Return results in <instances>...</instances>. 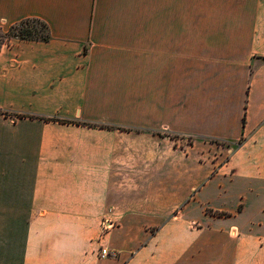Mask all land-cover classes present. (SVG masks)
<instances>
[{"label": "crops", "instance_id": "obj_1", "mask_svg": "<svg viewBox=\"0 0 264 264\" xmlns=\"http://www.w3.org/2000/svg\"><path fill=\"white\" fill-rule=\"evenodd\" d=\"M29 18L48 41L0 44V264H264V0H0V31Z\"/></svg>", "mask_w": 264, "mask_h": 264}, {"label": "trees", "instance_id": "obj_2", "mask_svg": "<svg viewBox=\"0 0 264 264\" xmlns=\"http://www.w3.org/2000/svg\"><path fill=\"white\" fill-rule=\"evenodd\" d=\"M30 22H36V23L41 24L44 27L45 34L38 35L37 34V32H38L37 27L36 26H32L30 24ZM26 24H28V25H26ZM12 27H16V28H20V29L18 31H15L11 36L14 35V36H18V37L23 38V39L43 40V41H48L50 39V37H51L47 23L44 22L41 19H37V18L25 19V20H22L20 23H18L16 25H13ZM2 41L3 40H0V44H1ZM3 113L4 114H8L6 112H3ZM31 117H37V116L32 115ZM42 118H44V117H42ZM46 119H49V120H60V119H55V118H46ZM64 122H69V121L65 120ZM83 124H87V125H90V126H102V127L106 126L104 124H98V123H83Z\"/></svg>", "mask_w": 264, "mask_h": 264}, {"label": "rangeland", "instance_id": "obj_3", "mask_svg": "<svg viewBox=\"0 0 264 264\" xmlns=\"http://www.w3.org/2000/svg\"><path fill=\"white\" fill-rule=\"evenodd\" d=\"M30 24L32 26H36L37 27V30H38L37 34L38 35L45 34L44 27L41 24L36 23V22H30ZM26 25H28V24H26ZM19 29L20 28L12 27L8 31H6V32L0 31V40H4L7 37H10L15 31H18Z\"/></svg>", "mask_w": 264, "mask_h": 264}, {"label": "built area", "instance_id": "obj_4", "mask_svg": "<svg viewBox=\"0 0 264 264\" xmlns=\"http://www.w3.org/2000/svg\"><path fill=\"white\" fill-rule=\"evenodd\" d=\"M106 252H107V249H103V253L106 254Z\"/></svg>", "mask_w": 264, "mask_h": 264}]
</instances>
